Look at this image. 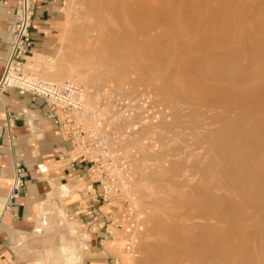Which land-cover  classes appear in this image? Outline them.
<instances>
[{"label":"rangeland","instance_id":"374dc122","mask_svg":"<svg viewBox=\"0 0 264 264\" xmlns=\"http://www.w3.org/2000/svg\"><path fill=\"white\" fill-rule=\"evenodd\" d=\"M109 1H111V3L113 2L112 0H109ZM109 1L107 4V1L88 3L87 0H61V7H60V11H59V16H58L59 22H58V26H57V35H56V40H55L56 43H55V48L53 50V53L51 55H48V56L47 55H41V57L38 58L39 62H38V66H35L36 68L29 69L26 64H25V67H27V69L32 73V75L40 77L42 79L51 80V81L72 80V81H75L76 83L82 85L84 88L87 89V102L91 105L95 104V97L93 96V94L90 91H93L96 89H101L104 87H110V90H111L110 93L108 95H106V97H104V101L109 104L108 109H109L110 103L114 99V97L121 95V94L125 95L129 98L135 99L136 101H139L140 98H145V97L149 98V105L145 104L146 109H148L147 110V115H148L147 120L148 121H146L145 123H139V125L136 127L134 132L131 135H129L128 137L123 138V139H119V138L113 139L111 142V144L113 146L115 145V147L117 149H119L120 155L128 161L129 166L131 167L132 177L128 183V189L126 191H124V193L122 195L117 196V197L116 196L111 197L110 199H107V200H101L99 197H97L99 209L96 213L98 215H96V216H97V221H100V226L95 227L94 224H92L93 226L88 229V234L86 235L87 239H84L85 242H82L80 244V250H79L80 259L71 263V264H148V260L146 259L148 255H146V254L149 253L148 252L150 250L149 248L152 249L151 246L156 244L155 240H157L156 241L157 243H160V241L164 242L163 244L167 243L165 245H169V247H170V245H172L171 240L182 239V237H181L182 235L184 236V239L195 240V239H197V236L199 234H200V236L201 235L207 236L209 234V232L212 233V231H215L216 228L219 230L218 225L220 223L221 224L219 226L223 225V223L220 222L216 217H215V219H217V220H215V222L212 219H211V221H213V222H211L210 219H207V220H209V223H212L213 226H216L214 228H213V226L209 227L210 229L208 227L205 228L206 225L204 226V224H206L205 221H207V220L204 219L205 220V221L203 220L204 222L201 221L203 218H206V217H204L203 212H200L198 209L202 208L201 207V205H202L201 201H204V199H202L200 201V199H198V198H201V197H199V195L202 196V198H203V196H204V198H206L207 196H205V193H203L204 195H202V193H198L197 191L200 190V192H201L202 191L201 189H203L204 185H206V184L202 185L204 183L203 179H205L206 177L209 178L212 176V175H210L211 172L208 173V170H207V169H209V166H210L209 165L210 163L208 164V162H209L208 159L210 158L208 155L211 156V153L216 152V150L213 149V152H210L208 154V151H209L207 149L208 145H206L207 147L204 146L205 144H208L206 141V138H203L204 140L203 141L201 140V142H200V140L197 139V136H200L202 133L205 134L207 132L209 135V138L211 137V140L214 139V141H211V142H213V143L215 142V137L219 139V141L216 139L218 142V143L216 142L217 145L219 143L221 144L223 142L221 145L219 144V146H221V147H219L220 149H217L218 155H217V152H216V155L214 153V155L216 156V159L218 160L219 157L221 156L219 150L223 149V147L227 148L226 146H228L227 142H226L228 140L225 138V135L227 133H230L232 131V129H229V130L227 129V127L228 128H231V127H229V125L227 126L228 122L226 124L225 121L230 120V119H228V116H231V114L230 113L224 114V110H225V109H223L224 106L220 107L219 104L217 106V104L214 102L216 105L215 106V105L211 104L213 102H209L207 100V98L208 99L212 98L211 96L208 95V92L211 89V87H210V89L208 88L209 89L208 91H203L201 88H199V90H198L196 88L199 87V86H197L199 80H201L202 76L206 75V72L209 71L210 66L213 63L218 64V62H213V63L209 62L211 64L210 65H209V63L207 64V66L209 65V68L208 67H207L208 69L205 68V69H207V71L204 72L202 70V69H204V67L202 68V66L204 65L203 63L206 61V59H209L208 56L214 55V53H212L215 50L214 48H217V50L219 51L218 54H220V53H223L220 51L226 49V46H222L223 44L215 46L216 44L215 45L213 44L212 45L213 47H211V44L209 45L205 42L204 43L201 42V44L197 45V43H196L197 39L200 38V36H202L205 33L206 29L207 30H206L205 34L210 33V26H209L210 23L207 24L208 22H206L207 25L206 24H205V26L201 25V24H204L205 21H208V18L207 19L204 18V17H206V15H205L206 12H204V11L206 10V7H208V4H206L205 7H204V5H205L204 3H203L204 5L201 4L202 5L200 7L201 9H199L198 6L194 7V4H192L194 1H195L194 3H197V1H200V0H186V1L185 0H167V1L166 0L165 1L164 0H142V1L139 0L142 3H140L138 0H127V2L125 0H123L125 2V4H122L123 1L120 0L122 2H118V4L120 3L121 5H125V6L127 5V7H126L127 9L124 8L125 9L124 10L121 6V8L119 7V9H118L119 13L116 11V8H117L116 6H118L116 1L114 0L115 2H113V4L115 3L117 5H115V4L111 5V3H109ZM117 1H119V0H117ZM216 1L217 2H214V5L217 4L216 6H219L220 2L222 0L221 1L216 0ZM133 3H134L135 7L133 6ZM187 3L189 5L190 4H192V5L188 7ZM223 3H225V2H223ZM185 6H187V7H185ZM110 7H112L114 10H112V8H110ZM103 8H105V9L103 10ZM137 8H139V9H137ZM194 8H198L199 10L195 11ZM97 9H99L98 12H97ZM120 9H121V11H120ZM142 9L144 10V13H145L144 16L145 17L137 14L140 12L139 10H142ZM132 10H133V12H131ZM163 10H164V12H163ZM183 10H185V12ZM113 11H115L116 14L118 13L115 16V18H113V15L111 14V12H113ZM124 11H126V12H124ZM176 11H179V12H176ZM101 12H103V13H101ZM170 12H171V14H169ZM190 12H192V13H190ZM134 13L138 16L132 17V16H134ZM183 13H184V15H183ZM125 14L127 17L125 16ZM111 17H112V19H111ZM141 17H142V21H141ZM189 17H191V18L189 19ZM194 17L195 18L197 17L196 20ZM106 19H108L110 21V24L108 23L109 21ZM167 19H169V20H167ZM201 19H202V22H201ZM136 20H138L139 22ZM181 20H182V22H181ZM187 20H189V22H186ZM203 20H205V21H203ZM198 21H200V22H198ZM111 22H112V24H111ZM104 23H105L106 27H105ZM189 23L193 24V25H190ZM199 23H201V24H199ZM102 24L104 25V27L102 26ZM188 24H189V26H187ZM196 24H198V25H196ZM90 25H92V26H90ZM87 26H89V27L87 28ZM108 26H109V28L106 29ZM192 26H194V27H192ZM200 26L203 27V29L199 28ZM121 27H123V28H121ZM83 28H85V29H83ZM119 28H120V30H119ZM126 28H127V30H126ZM117 29L119 32L117 31ZM218 29L220 31L218 33L217 32L218 30H216V32L218 33V35L216 37H218V39H220L222 36L221 35L219 36V34H221V32L223 34V31L227 32V29L223 25L218 26ZM193 30H195V31H193ZM166 31H168V32H166ZM197 31H200V32H197ZM207 31H209V32H207ZM216 32H214V33H216ZM164 33H165V35H164ZM166 33L168 35H166ZM169 35L171 38H169ZM122 38H124V39H122ZM177 39H179V41ZM180 40H182V42ZM185 40L187 42H185ZM115 41H118V42H115ZM171 44H174V45H171ZM217 44H219V42ZM202 45H203L204 50L202 48L200 50V48H199V46L202 47ZM207 46H209V47H207ZM167 47H168V50H170V51L167 50ZM185 48H186V50H185ZM187 48H192V49H187ZM193 48L199 49V51L197 49V52H198L196 55L197 57L194 55V54H196V52H195L196 49L194 50V52H195L194 53ZM157 49H158V51H157ZM160 49H162L163 52H165L164 53L165 56H164L163 52H160V51H162ZM237 49L239 50L238 47H237ZM237 49L235 48V49L231 50V52L229 51L230 55L228 54V50H227V55H226V53L223 54L224 55L223 58L228 59L232 55L238 56L240 53H238ZM205 50L207 51L206 53H205ZM202 51L204 52V54H201ZM210 51H212L211 54H210ZM232 51H233V53H232ZM168 53H169V55H168ZM199 53H200V56H199ZM191 54L194 55V56L192 55V58H191ZM161 55H163V56H161ZM170 55H171V57H170ZM201 55L207 56V57L205 56L206 57L205 61H204V57L201 60V58H200V57H202ZM31 56H33V55H31ZM117 56H119V58ZM187 56H188V59H186ZM234 56L230 57L229 59H232V58L234 59L235 58ZM30 57H29V60L27 62L30 61ZM105 58H107V60ZM108 58H109V60H108ZM123 58H125V59L127 58V59L123 60ZM193 58H196L197 61L200 58L199 61L200 62L204 61V62L200 63L198 61L197 63L198 64L200 63L201 65L203 64V65L200 67V64L199 65L195 64L196 59H193ZM119 59L120 60L122 59L120 64H122L124 66H126V65L130 66V67L126 66L128 71L126 69L124 72L117 71L118 69L115 68L116 66L112 65V64H118L120 62ZM163 59H165V60H163ZM169 59H170V61H169ZM209 60L211 61V57ZM107 61H108V65L110 64V66L112 65L114 68H112V66H111V68L108 69L110 66L107 67L108 66ZM123 61L126 63H124ZM187 61H188V63H187ZM193 62H194V65H196V66L193 65ZM206 62H208V60ZM128 63H130L131 65ZM189 63H190V65H189ZM103 64H105L106 67H104L105 65L103 66ZM217 64L215 67H217ZM101 66L106 68L107 71L100 72ZM190 66H191V68H190ZM193 66L195 67L196 70H192ZM198 66H199V68L197 69L196 67H198ZM204 66H206V65H204ZM199 69L202 71H200ZM109 70H111L112 72ZM195 71L197 73L199 71L202 73L204 72L205 75L203 73V75L201 74L202 75L201 78H197V76L198 75L200 76V74L196 75V77H195ZM116 73H118V74H116ZM188 74H190V75H188ZM193 77H195V78H193ZM188 78H189V80H188ZM219 79H217L218 82L220 81L219 83H213L212 85L210 84V86H212V89L214 88L216 90L218 88L217 90L220 89L222 92L223 89L220 88V87H222L221 79L220 80ZM217 80H216V82H217ZM189 81H191V82H189ZM193 82L196 84V88H195L196 92H195V90L194 91L192 90L193 87H195V85H192ZM165 83H167V84H165ZM190 83H191L192 88L189 85ZM224 83L226 84L227 82L224 81L223 84ZM161 84H164V88L162 87L163 88L162 91H161ZM216 84L218 85V87ZM191 90H192L193 94L190 93ZM201 90L204 93L205 92L207 93V94L205 93L207 98L205 97L204 93L201 92ZM187 91L190 93V95H191L190 97L188 96L189 93ZM183 92L184 93L187 92L188 95L183 94ZM211 92H212V90H210L209 94L212 95L213 92L212 93ZM216 92H218V91H216ZM221 92H219V94L218 93H216V94L220 96V95H222ZM214 93H215V91H214ZM214 93H213V95L216 96ZM222 93H225V92L223 91ZM166 94L168 95V97H169V95L173 96V97L182 96V94H183V96L185 95V99H182V101H181V99H179V103L182 102V103H180L181 105L179 106V108L181 106H184V108L186 106H188L185 109H181V111H182L181 113H183L182 115L185 117H187L186 116L187 114H189L190 112L191 113L188 115L190 117L186 118L187 120L189 119L188 123L186 125L180 124L183 126L182 127L183 129L180 128L181 127L180 125H177V127L178 126L179 127H178V129H176L175 128L176 126L174 127L173 124L170 123V122H173V123L175 122V116H174V113L172 110L173 108H171L172 103H170V101H167V98H166L167 95ZM198 94L204 95V98H202V95H198ZM186 95L188 96V100H186L187 99ZM199 96H201V99ZM198 97L200 100L197 99ZM136 98H138V99H136ZM191 98H193L194 101ZM202 99H204V100L201 102ZM181 108H183V107H181ZM189 109H192V110H189ZM201 110H203V111H201ZM217 110H218V114L220 112L221 113L223 112L222 114H224V115H222L221 113L219 115H221V117L223 116L224 118L223 117L219 118L220 116L217 115ZM186 112H188V113H186ZM210 113H212V114L210 115ZM202 114H203V117H202ZM169 116H170V118H173V119H171V121L169 120ZM199 118H200V120H199ZM206 118H208V119H206ZM213 118H215L216 120ZM221 119H223V120H221ZM168 120H169V122H168ZM211 121H214L215 123H213ZM216 121H217V123H216ZM219 121H220L219 124H221L222 127L221 126L218 127ZM164 122H166V123L168 122L166 125H169V123H170V125H172V127L170 126L169 131H168L169 126L163 128L162 125L163 124L165 125ZM222 123H223V125H222ZM208 125H209V127H207ZM225 125H226L227 130L224 129ZM200 126H201V129H204V130L200 131L201 130ZM213 128H215L216 130H213ZM218 129H221V130H218ZM198 130L200 131V133L201 132L202 133L200 134ZM212 130L216 131L217 133L211 132ZM166 131L169 132L170 134L167 133ZM194 131L196 133H194ZM204 131H206V132H204ZM221 131H224L223 133H225V135L223 133H218ZM225 131H227V132H225ZM164 132L167 133L168 135L165 134ZM209 132L211 134H209ZM216 134H220V135H218V137H217ZM208 135H206V137ZM219 137L222 139V142H221V139ZM164 138H167V139H164ZM209 138H207V139H209ZM223 138H225V139L223 140ZM192 139H195V140H192ZM205 141H206V143H205ZM166 142H168V143H166ZM172 143L173 144L175 143V145H173ZM197 143H199V144H197ZM160 144H161V146H160ZM224 145H226V146H224ZM184 146H185V148H184ZM165 147H167L169 150L165 151ZM161 148H162V151L160 150ZM173 148H174V150H173ZM175 148H177V150ZM188 149H189V151H188ZM148 150L149 151L151 150V151L149 152ZM170 150H171V153H170ZM198 151L200 154L198 153ZM203 151H204V154H203ZM160 152H161L162 159H161V157L160 158L158 157V156H160ZM163 152H165V153H163ZM173 154H174V156H173ZM201 156L202 157L204 156V159ZM212 156H211V159H212ZM152 157L153 158L156 157V158H154V160H153ZM157 157L159 158L158 159L159 161L157 160ZM197 157H199L200 159ZM148 158H152V159H148ZM165 158H167V159H165ZM188 158H189V160H188ZM201 158H202V160H201ZM220 158H222V157H220ZM170 160L173 163H171ZM201 161H203V162H201ZM161 162L163 163V165ZM190 162L194 165H192V164L190 165ZM200 162L203 164V166H201L202 164ZM205 162H207V165L204 164ZM216 162H217V166H219L220 164H223L225 161L219 162V160H218ZM169 165H171V166H169ZM197 165H199L200 167L199 166L197 167ZM204 165H205L206 169L204 168ZM163 166L165 169L163 168ZM206 166H208V168ZM223 166L225 168L226 163H224ZM223 166H222V170L224 169ZM168 167H171V168H169V170L171 169L169 172H171V176H172L169 181L166 180L163 182L162 181L163 179H161L159 177L155 178L157 176V174H159L158 176H160V173L163 172V169L165 171L166 169H168ZM188 167H189V169H188ZM196 167H197V171L195 170ZM220 167H221V165H220ZM199 168L202 169L201 171H203V173L205 172L204 173L205 176L203 175V173H201V171H199ZM203 168H204V170H203ZM192 169H193V171H192ZM180 170H181V172H179ZM218 170H219V168H218ZM219 171H221V170H219ZM177 172H179V173H177ZM196 173L200 175L198 177V179H197ZM206 173H207V175H206ZM201 174H202V176H201ZM208 175H209V177H208ZM194 177H196L197 180L196 179L194 180ZM200 177H202L203 179H201ZM199 179H201L202 181ZM235 179H238V178L233 177V180H235ZM194 182L195 183L197 182V185ZM201 186H203V187H201ZM161 187L163 188V190L164 189L166 190V188H167L168 193L169 192L178 193L177 195H179L180 199L182 197V199H181L182 201L179 203L177 200L174 201V198H173L171 203H169L171 200L168 202L169 204H166L167 202L161 203L159 200H157V197L159 199L160 196H162L161 193L159 192ZM64 190L68 191L69 189L66 188ZM142 191H143V193H142ZM144 191H145V193H144ZM183 191H184V194H186V195L182 194ZM220 191L221 190L219 189L216 192L219 193ZM202 192H205V191L203 190ZM147 193H149V194H147ZM226 193H227V191H226ZM195 198L197 200H195ZM156 201H158L162 205H159L158 202H156ZM188 201H191V202H188ZM199 201L201 203L200 207H199V203H197ZM208 201H210V199ZM211 201H212V199H211ZM183 202L184 203L186 202V204H183ZM156 203H157V205H156ZM176 203H177V205L180 204V206H177ZM195 203L198 204V206H196ZM164 204H166V205H164ZM194 205L196 207H198V208L195 207L196 211H195ZM222 205H219V206L217 205L213 208L219 207L218 210L219 209L222 210L221 208L222 207L224 208V205H226V203L222 204ZM157 206L158 207L161 206V209H160V207L158 208ZM202 206H204V204ZM175 207H178V209L177 208L175 209ZM150 208H152L153 210ZM168 208H170V209H168ZM203 208H205V207H203ZM191 209H192V211H189ZM205 209H207V208H205ZM205 209L204 210L202 209V210L205 211ZM141 210H144V212H142ZM194 211H195V213H194ZM173 212H176V214H178L179 212L180 213L177 215L178 216L177 217L176 214L174 215ZM159 213H162V215L160 214L161 215L160 216ZM199 213L203 214V218H202V215H200ZM50 215L51 214H48L47 217H49V218H47V219L43 218V220L41 221V223L38 227V229L42 228L40 231L41 234L39 232H36V233L38 236H41L42 234H45L47 232H55V234H56L55 239H46L47 242L45 239H36V241H37L36 246L38 247L37 248L38 250L39 249L43 250L45 247L52 246V245L49 246L48 242L50 241V244H53V246L55 247L54 251L58 252L59 246L61 245V242H62L61 241L62 236H64V237L66 236L65 238H68L67 236L70 235V232H69L70 229H74L75 233L73 234V236L76 237V239L81 238L82 236H84V234H86V229L80 231V228L78 227L77 222L75 220L73 221V218H72V220H69L70 215H65V217H64L63 215H60L59 212H58V214H56V216H57L56 218L50 217ZM94 217H95V215H93V217H91V219L94 220ZM198 217H200L202 219H200ZM195 218L200 219V221L202 222V225L200 223V225L195 226L196 224L194 225V223L197 222L199 224V222H200V221H198V219H195ZM162 226H164V229L167 228L166 229L167 234H169L171 232L169 234V235H172L171 237L169 235L167 236L166 233L161 232V230H159L160 227L162 228ZM191 227L192 228L194 227V228L192 229ZM195 227H198V229L197 228L195 229ZM199 227H201V228L199 229ZM202 227H203V229H202ZM173 230L176 232H174ZM205 230L207 233L205 232ZM218 230H217V232H218ZM181 231H185V232H181ZM203 231L205 232V234ZM174 233H176V234H174ZM179 234H181V236ZM44 240H45V242H43ZM40 241L42 243H40ZM152 241H153V243H152ZM167 247L168 246H166V249H167ZM169 247H168V250L165 249V251H162V253L170 255L172 251H171V248L169 249ZM50 252H53V251H50ZM39 254H40V252L37 251V255H39ZM201 259H202L201 257L194 258L192 264L199 262ZM181 262L185 263L183 260ZM45 264H50V263L45 262Z\"/></svg>","mask_w":264,"mask_h":264},{"label":"bare ground","instance_id":"6f19581e","mask_svg":"<svg viewBox=\"0 0 264 264\" xmlns=\"http://www.w3.org/2000/svg\"><path fill=\"white\" fill-rule=\"evenodd\" d=\"M88 3H94V2H103V1H107V4H108V1L109 0H87ZM113 2L116 1V3L118 4V2H122V1H117V0H112ZM127 2V0H125ZM139 1V0H138ZM142 1V0H141ZM165 1V0H164ZM167 1V0H166ZM186 1V0H185ZM221 1V0H220ZM219 1V2H220ZM113 2L111 3V1H109V3H111V5L113 4ZM124 2V1H123ZM122 4H125V2ZM140 2V1H139ZM195 2V1H194ZM192 3L194 4V7H199V9H201L200 7L202 5H204V7L206 6V4H208V7H206V10L204 12H206V17L204 18H208V21H205L204 24H201L203 26H205L206 22H208L207 24H209L210 26V33H206V30H205V35L203 34L202 36H200V38L197 39V45L198 44H201L202 43H207V44H211V47H213L212 45L216 44L215 46H218V45H222V46H226V49L220 51V52H223V53H219V51L217 50V48H214V52L210 51V54L211 52L214 53L213 56H208V58L210 59L211 57V61L209 59H206V61L208 60V62L205 61V58L206 57L203 55H201L202 57L201 60L203 59L204 57V61H199L200 58H199V62L200 63H203V66L200 64V67L202 66V68L204 67L205 68H209V65L213 62H218L217 63H213L212 65L214 66H210V69L208 72H206V75H205V71H207V69H202L204 72V75L205 76H202L203 73L200 72L202 70H200L198 73L195 71V77L196 75L200 74V76L197 78H201V80H199L198 82V85L199 87L196 88V84L193 82L192 85H195V87H193V91L196 89L199 90V88H201L203 91H208L211 87L210 90H212V92L214 93L215 91V95H212L209 94L208 92V95L211 96L212 98L208 99L206 97V94L201 90V92L204 93L205 97L207 98V100L209 102H213L211 104L215 105V103L220 105L221 106H224L223 109L224 110V114H231V116H228V119H230L229 121H225V123L227 124V126L229 125V127L231 128H228L227 129H232V131L230 133H227L225 135V133H223L224 131H221V132H218V133H223L225 135V138L228 140L226 141L227 142V145H224L226 146L227 148L223 147V149L219 150L220 152V158L219 157V162H222V161H225L224 163H226V166L224 168V163L223 164H220L219 166H217V162L218 161L216 159V152H217V155H218V151L217 149H220L219 147V144L217 145V140L219 141L218 138L215 137V142H211V141H214V139L211 140V137L209 138V135L206 131L205 134L208 135L206 137V135L204 133H200V131L204 130V129H201V126H200V131L199 133L202 135L200 136H197V139L203 141L204 139L203 138H206V141L208 144H205L204 146L208 145V148L207 146V149L209 150L208 151V154L210 152H213V149L216 150L215 155L214 153H211V156H212V159H211V156L208 155L210 158V160L208 159V164L210 165L209 166V169L208 170V173L211 172L210 175H212L211 177H208L209 178H205V172L203 173V171H201L202 169L199 168V171H201V173H203V177L205 179H203L202 177H200L201 179H203L204 184V187L203 189H201L202 191L204 190L205 192H200L197 191L198 193H202V195H204L203 193H205V196H207L206 198H202V196L199 195V197L201 198H198L200 199V201L202 199H204V201H201L202 202V205L204 204V206L201 205L200 201L197 202L199 203V207L201 205V209H198L200 212H203L204 214V217L206 218H203V214L199 213L200 215H202V219L201 221H203L204 219L207 220V219H211L214 220H219L220 222L223 223L222 226H219L218 225V232L217 230L215 229V231H212L209 232V234L207 236H200V234L197 236V239L195 240H192V239H184V236L181 234H179L182 239H175V240H171L172 242V245H165L163 244L164 242H161L160 243H157L155 240V243L151 248H149L150 250L148 251L149 253L146 254L148 255L147 256V260H148V264H192L193 263V259L196 258V257H201L202 259L199 261V262H196L197 264H264V0H222L221 2H225V3H221L220 2V5L219 6H216L214 5V2H217L216 0H200V1H197V3ZM142 3V2H140ZM204 3V4H203ZM115 4V3H114ZM113 4V5H114ZM115 4V5H117ZM129 4V3H128ZM136 4V3H135ZM139 4V3H138ZM188 4V3H187ZM192 4H188V7L191 6ZM202 4V5H201ZM110 5V6H111ZM186 5V4H185ZM24 6H27L26 4V0L24 2ZM124 9H127V5H121L120 3L118 4V6H116V11L119 13L118 9L119 7ZM125 6V7H124ZM133 6H134V3H133ZM142 6V5H141ZM160 6V5H159ZM180 6V5H179ZM178 6V7H179ZM131 7V6H130ZM135 7V6H134ZM143 7V6H142ZM174 7V6H173ZM187 7V6H185ZM112 8V7H110ZM157 8V7H156ZM159 8V7H158ZM162 8V7H161ZM183 8V7H182ZM105 8H103L104 10ZM124 9V10H125ZM139 9V8H137ZM145 9V8H144ZM191 9V8H190ZM195 11L196 10H199L198 8H194ZM203 9V8H202ZM95 10V9H94ZM99 9H97V12H98ZM112 10H114L112 8ZM143 10V9H142ZM139 10L140 12L137 13L139 14L140 16H144L145 13H144V10ZM171 10V9H170ZM88 11V10H87ZM121 11V9H120ZM123 11V10H122ZM185 12V10H183ZM182 11V12H183ZM86 12V11H85ZM126 12V11H124ZM133 12V10L131 11ZM138 12V11H137ZM147 12V11H146ZM164 12V10H163ZM176 12H179V11H176ZM187 12V11H186ZM194 12V11H193ZM103 13V12H101ZM106 13V12H105ZM104 13V14H105ZM117 13V14H118ZM158 13V12H157ZM192 13V12H190ZM197 13V12H196ZM90 14V13H89ZM99 14V13H98ZM108 14V13H107ZM111 14L113 15V18H115V16L117 15L115 11L111 12ZM132 14V13H131ZM159 14V13H158ZM171 14V12L169 13ZM186 14V13H185ZM194 14V13H193ZM198 14V13H197ZM202 14V13H201ZM94 15V14H93ZM111 15V16H112ZM130 15V14H129ZM184 15V13H183ZM106 16V15H105ZM120 16V15H119ZM126 16V14H125ZM124 16V17H125ZM135 16H138L134 13V16L132 17H135ZM197 16V15H196ZM200 16V15H199ZM99 17V16H98ZM127 17V16H126ZM145 17V16H144ZM152 17V16H151ZM193 17V16H192ZM100 18V17H99ZM106 18V17H105ZM121 18V17H120ZM183 18V17H182ZM191 17H189L190 19ZM195 18V17H194ZM197 18V17H196ZM195 18V20H196ZM199 18V17H198ZM110 19V18H109ZM112 19V17H111ZM119 19V18H118ZM122 19V18H121ZM126 19V18H125ZM108 20V19H106ZM114 20V19H113ZM169 20V19H167ZM177 20V19H176ZM186 20V19H185ZM109 21V20H108ZM138 21V20H136ZM141 21H142V17H141ZM184 21V20H183ZM96 22V21H95ZM129 22V21H128ZM134 22V21H133ZM139 22V21H138ZM178 22V21H177ZM182 22V20H181ZM186 22H189V20H187ZM194 22V21H193ZM200 22V21H198ZM201 22H202V19H201ZM110 24V21L108 22ZM125 23V22H124ZM165 23V22H164ZM112 24V22H111ZM129 24V23H128ZM127 24V25H128ZM176 24V23H175ZM190 24V23H189ZM189 24L187 26H189ZM206 24V25H207ZM105 25V23H104ZM104 25L102 24V26L104 27ZM165 25V24H164ZM190 25H193V24H190ZM195 25V24H194ZM198 25V24H196ZM224 26L226 29H227V32L223 31V34L221 32V34H219V36L221 35L222 37L220 39H218V37H216L219 33V29H218V26ZM92 26V25H90ZM112 26V25H111ZM114 26V25H113ZM123 26V25H122ZM168 26V25H167ZM180 26V25H179ZM89 26H87L88 28ZM106 27V25H105ZM116 27V26H115ZM119 27V26H118ZM194 27V26H192ZM191 27V28H192ZM217 27V28H216ZM109 26L106 28L108 29ZM117 28V27H116ZM123 28V27H121ZM189 28V27H188ZM198 28V27H197ZM199 28H202L203 27H199ZM206 28V27H205ZM85 29V28H83ZM194 29V28H193ZM87 30V29H86ZM120 30V28H119ZM127 30V28H126ZM167 30V29H166ZM216 30H218L216 32ZM118 31V29H117ZM172 31V30H171ZM170 31V32H171ZM188 31V30H187ZM195 31V30H193ZM201 31V30H200ZM200 31H197V32H200ZM119 32V31H118ZM168 32V31H166ZM175 32V31H174ZM179 32V31H178ZM203 32V31H202ZM209 32V31H207ZM216 32V33H214ZM177 33V32H176ZM192 33V32H191ZM195 33V32H194ZM130 34V33H129ZM225 34V35H224ZM83 35V34H82ZM165 35V33H164ZM166 35H168L166 33ZM194 35V34H193ZM192 35V36H193ZM196 35V34H195ZM201 35V34H200ZM103 36V35H102ZM197 36V35H196ZM106 37V36H105ZM125 38V37H124ZM122 38V39H124ZM169 38L170 35H169ZM118 39V38H117ZM132 39V38H131ZM179 41V39H177ZM119 41V40H118ZM118 41H115V42H118ZM125 41V40H124ZM171 41V40H170ZM182 42V40H180ZM192 41V40H191ZM194 41V40H193ZM219 44H217L218 42ZM109 42V41H108ZM121 42V41H120ZM161 42V41H160ZM185 42H187L185 40ZM199 42V43H198ZM215 42V43H214ZM158 43V42H157ZM162 43V42H161ZM170 43V42H169ZM187 44V43H186ZM234 44V45H233ZM169 45V44H168ZM171 45H174V44H171ZM189 45V44H188ZM196 45V44H195ZM161 46V45H160ZM170 46V45H169ZM194 46V45H193ZM158 47V46H157ZM172 47V46H171ZM189 47V46H188ZM209 47V46H207ZM237 47L239 48V50L237 49ZM160 48V47H159ZM166 48V47H165ZM170 48V47H169ZM200 50L201 48L203 49V45L202 47L199 46ZM237 49L238 53H240L237 57L232 55L230 57H235L234 59H226V58H223L224 55L226 53L227 55V50H228V54L230 55V52L231 50L233 49ZM105 49V48H104ZM187 49H192V48H187ZM196 49V48H195ZM193 48V52L195 50ZM198 49V48H197ZM197 49H196V54H194L195 56L197 55ZM106 50V49H105ZM162 50V49H160ZM167 50H168V47H167ZM173 50V49H172ZM171 50V51H172ZM186 50V48H185ZM184 50V51H185ZM204 50V49H203ZM158 51V49H157ZM170 51V50H168ZM199 51V49H198ZM218 51V52H217ZM230 51V52H229ZM235 51V50H234ZM160 52H163L160 51ZM203 52V51H202ZM201 54H204V52ZM207 51L205 50V53ZM156 53V52H155ZM165 52H163L164 54ZM233 53V51H232ZM237 53V54H238ZM183 54V53H182ZM191 54V58H192V55ZM109 55V54H108ZM136 55V54H135ZM169 55V53H168ZM167 55V56H168ZM186 55V54H185ZM190 55V54H189ZM193 55V56H194ZM228 55V56H229ZM134 56V55H133ZM159 56V55H158ZM157 56V57H158ZM163 56V55H161ZM165 56V54H164ZM199 56H200V53H199ZM29 57L30 55L27 56V61L29 60ZM41 57V55L39 54H35L33 56L30 57V61L26 63V65L28 66L29 69L31 68H36L35 66H38V58ZM119 58V56H117ZM124 57V56H123ZM154 57V56H153ZM171 57V55H170ZM190 57V56H189ZM197 57V56H196ZM110 58V57H109ZM108 58V60H109ZM121 58V57H120ZM130 58V57H129ZM160 58V57H159ZM166 58V57H165ZM169 58V57H168ZM190 58V59H191ZM107 60V58H105ZM127 59V58H126ZM125 58H123V60H126ZM158 59V58H157ZM171 59V58H170ZM169 59V61H170ZM173 59V58H172ZM188 59V56L187 58ZM193 59H196V58H193ZM113 60V59H112ZM120 60V59H119ZM122 60V59H121ZM121 60L118 64H112L114 66H116L115 68H117L118 70L117 71H120V72H124L125 69L127 70V67H130L129 65H122L120 64L121 63ZM132 60V59H131ZM165 60V59H163ZM176 60V59H175ZM174 60V61H175ZM213 60V61H212ZM115 61V60H114ZM172 61V60H171ZM189 61V60H188ZM187 61V63H188ZM191 61V60H190ZM196 63L195 64H198L197 62V59L195 60ZM105 62V61H104ZM103 62V63H104ZM117 62V61H116ZM124 62V61H123ZM122 62V63H123ZM137 62V61H136ZM173 62V61H172ZM177 62V61H176ZM211 62V63H209ZM110 63V62H109ZM126 63V62H124ZM165 63V62H164ZM168 63V62H167ZM170 63V62H169ZM206 63V64H205ZM209 63V65L207 66V64ZM130 64V63H128ZM166 64V63H165ZM185 64V63H184ZM198 64V65H199ZM217 64V67H215ZM102 65V64H101ZM105 64H103L104 66ZM107 65H108V61H107ZM111 65V66H112ZM131 65V64H130ZM148 65V64H147ZM190 65V63H189ZM188 65V66H189ZM193 65H194V62H193ZM110 64L107 66L109 67ZM111 66L108 68L110 69ZM142 66V65H141ZM196 66V65H194ZM192 67L193 69L192 70H196L195 67ZM106 67V65L104 66ZM104 67H100V72H105L107 71L106 68ZM143 67V66H142ZM148 67V66H147ZM112 68H114L112 66ZM191 68V66H190ZM197 69L199 68L196 67ZM148 69V68H147ZM188 69V68H187ZM113 70V69H112ZM111 71V70H109ZM115 71V70H114ZM128 71V70H127ZM198 71V70H197ZM112 72V71H111ZM116 72V71H115ZM119 73V72H118ZM116 73V74H118ZM202 74V75H201ZM190 75V74H188ZM125 76V75H124ZM192 76V75H191ZM193 77V78H195ZM221 79V85L222 87H220L222 90V92L224 91L225 93H222L221 90H215L214 88L212 89V86H210V84L212 85L213 83H219L217 79ZM192 79V78H191ZM219 79V80H220ZM189 80V78H188ZM217 80V82H216ZM226 81L227 83L223 84L224 81ZM191 82V81H189ZM188 83V82H187ZM87 84V83H86ZM167 84V83H165ZM190 87H191V83L189 84ZM217 85V84H216ZM164 88V84H161V91L162 89ZM189 87V86H188ZM218 87V85H217ZM159 88V87H158ZM166 88V87H165ZM192 88V87H191ZM209 88V89H208ZM216 88V87H215ZM207 89V90H206ZM192 93L193 94V92ZM197 90V91H198ZM190 91V90H189ZM218 91V92H216ZM188 92V91H187ZM184 93L183 94H187L188 93ZM196 92V90H195ZM200 92V91H199ZM219 92H221L222 95H217L216 93L219 94ZM189 93V97L191 96ZM170 96L168 97L167 95V101H170V103H172V107L173 108V113H174V116H175V122H170L171 124H173V126L178 129L177 125H186L189 121V119L187 120L186 118L190 117L188 116L189 114H185L187 117L183 116L181 113V109H185L184 106H181L183 108H179V106L181 105L180 102L179 103V99H185V95L183 96ZM186 95V100H188V96ZM198 95H202V94H198ZM204 95H202V98H204ZM207 95V96H208ZM195 96V95H194ZM219 96V97H218ZM200 99H201V96H199ZM199 97L197 99H199ZM165 98V97H164ZM190 99V98H189ZM193 100V98H191ZM199 99V100H200ZM160 100V99H159ZM163 100V99H162ZM204 99L201 100V102L203 101ZM190 101V100H189ZM194 101V100H193ZM198 101V100H197ZM207 101V102H208ZM206 102V103H207ZM208 102V103H209ZM215 102V103H214ZM207 103V104H208ZM185 104V103H184ZM210 104V103H209ZM208 104V105H209ZM210 104V105H211ZM216 106V105H215ZM170 108V109H171ZM214 108V107H213ZM189 110H192V109H189ZM203 111V110H201ZM211 111V110H210ZM226 111V112H225ZM184 112V111H183ZM205 112V111H204ZM203 112V113H204ZM214 112V111H213ZM188 113V112H186ZM202 113V112H201ZM221 113V112H220ZM219 113V114H220ZM223 113V112H222ZM221 113V114H222ZM212 113H210L211 115ZM218 114V110H217V115ZM222 114V115H224ZM171 115V114H170ZM201 115V114H200ZM206 116V115H205ZM220 117L219 118H222L221 115H219ZM202 117H203V114H202ZM207 117V116H206ZM218 118V119H219ZM224 118V117H223ZM161 119V118H160ZM171 119L173 118H170L169 116V120L171 121ZM208 119V118H206ZM215 119V118H213ZM168 120V122H169ZM200 120V118H199ZM211 120V119H210ZM216 120V119H215ZM214 120V121H215ZM220 120V119H219ZM223 120V119H221ZM214 121H211L213 123H215ZM167 122V123H168ZM201 122V121H200ZM165 125L161 124L163 126V128L169 126V129L168 131L170 130V126L172 127V125H166L167 123L164 122ZM217 123V121H216ZM220 121L218 122V127L221 126V124H219ZM212 124V123H211ZM159 125V124H158ZM180 125L182 128L183 126ZM200 125V124H199ZM213 125V124H212ZM217 125V124H216ZM223 125V123H222ZM157 126V125H156ZM215 126V125H214ZM173 127V128H174ZM188 127V126H187ZM192 127V126H191ZM209 127V125L207 126ZM212 127V126H211ZM222 127V126H221ZM225 130L226 129V125L224 126ZM199 128V127H198ZM203 128V127H202ZM183 129V128H182ZM167 130V129H166ZM180 130V129H179ZM213 130H216L215 128H213ZM211 131V132H216V131ZM218 130H221V129H218ZM223 130V129H222ZM164 131V130H163ZM173 131V130H172ZM171 131V132H172ZM208 131V130H207ZM167 132V131H166ZM186 132V131H185ZM227 132V131H225ZM165 133V132H164ZM169 133V132H167ZM165 133V134H167ZM194 133H196L194 131ZM198 133V132H197ZM198 133V134H199ZM212 133V134H213ZM217 133V132H216ZM147 134V133H146ZM170 134V133H169ZM189 134V133H188ZM197 134V135H198ZM209 134H211L209 132ZM168 135V134H167ZM217 137L218 135L220 134H216ZM162 136V135H161ZM185 136V135H184ZM222 136V135H221ZM220 136V137H221ZM186 137V136H185ZM200 137V138H199ZM219 137V138H220ZM163 138V137H162ZM209 138V139H207ZM222 138V137H221ZM220 138V139H221ZM223 138V140L225 139ZM164 139H167V138H164ZM217 139V140H216ZM186 140V139H185ZM192 140H195V139H192ZM168 141V140H167ZM170 141V140H169ZM205 141V143H206ZM210 141V142H209ZM176 142V141H175ZM199 142V143H200ZM217 142V143H216ZM221 142H222V139H221ZM162 143V142H161ZM168 143V142H166ZM177 143V142H176ZM197 143V144H199ZM203 143V142H202ZM216 143V144H215ZM223 143V142H222ZM221 143V144H222ZM173 144V143H172ZM204 144V143H203ZM220 144V145H221ZM225 144V143H224ZM175 145V143L173 144ZM196 145V144H195ZM201 145V144H200ZM161 146V144H160ZM203 146V145H202ZM203 146V147H204ZM177 147V146H176ZM185 148V146H184ZM200 148V147H199ZM171 149V148H170ZM177 150V148H175ZM182 149V148H181ZM212 149V150H211ZM162 151V148L160 149ZM169 150L167 147H165V151ZM172 150V149H171ZM171 150H170V153H171ZM174 150V148H173ZM196 150V149H195ZM204 150V149H203ZM211 150V151H210ZM149 151V150H148ZM151 151V150H150ZM149 151V152H150ZM159 151V150H158ZM157 151V152H158ZM189 151V149H188ZM187 151V152H188ZM154 152V151H153ZM165 153V152H163ZM162 153V154H163ZM168 153V152H167ZM183 153V152H182ZM199 153V151H198ZM207 153V152H206ZM169 154V153H168ZM200 154V153H199ZM203 154H204V151H203ZM146 155V154H145ZM151 156V155H150ZM158 156V155H157ZM163 156V155H162ZM174 156V154H173ZM159 158L161 157V152H160V156H158ZM157 157V160L159 159ZM202 157V156H201ZM153 158V157H152ZM152 158H148V159H152ZM156 158V157H154ZM153 158V160H154ZM173 158V157H172ZM199 158V157H197ZM204 159V156L202 157ZM201 158V160H202ZM218 158V157H217ZM162 159V157H161ZM167 159V158H165ZM200 159V158H199ZM198 159V160H199ZM172 160V159H171ZM170 160V162H171ZM189 160V158H188ZM207 160V159H206ZM159 161V160H158ZM173 161V160H172ZM200 161V160H199ZM156 162V161H155ZM168 162V161H167ZM203 162V161H201ZM200 162V163H201ZM162 163V162H161ZM169 163V162H168ZM173 163V162H171ZM197 163V162H196ZM192 163L190 162V165ZM202 164V163H201ZM200 164V165H201ZM204 164L207 165V162H205ZM163 165V163H162ZM194 165V164H192ZM158 166V165H157ZM166 166V165H165ZM171 166V165H169ZM199 165H197L198 167ZM203 166V164L201 165ZM222 166H223V170H222ZM173 167V166H172ZM197 167H196V171H197ZM200 167V166H199ZM208 168V166H206ZM164 168V166H163ZM169 168L171 167H168V169H166L164 171L163 169V172L160 173V176H158L159 174H157V177L163 179L162 181H169L171 179V172H169ZM186 168V167H185ZM184 168V169H185ZM204 168H205V165H204ZM203 168V170H204ZM221 170L219 171L218 170ZM189 169V167H188ZM194 169V168H193ZM192 169V171H193ZM206 169V168H205ZM161 171V170H160ZM187 171V170H186ZM190 171V170H189ZM198 171V172H199ZM176 172V171H175ZM181 172V170L179 171ZM177 172V173H179ZM192 174V173H191ZM197 174V173H196ZM144 175V174H143ZM174 175V174H173ZM207 175V173H206ZM196 176V175H195ZM200 175L197 174V179ZM202 176V174H201ZM233 177H236L238 179H235L233 180ZM148 178V177H147ZM177 178V177H176ZM151 179V178H150ZM175 179V178H174ZM196 179V177H194V180ZM196 179V180H197ZM199 179V180H201ZM183 180V179H182ZM185 180V179H184ZM193 180V181H194ZM161 181V180H160ZM180 181V180H179ZM202 181V180H201ZM150 182V181H149ZM162 182V183H163ZM174 182V181H173ZM161 183V182H160ZM191 183V182H190ZM195 183V182H194ZM168 184V183H167ZM197 185V182L195 183ZM166 188V187H165ZM185 188V187H184ZM157 189V188H156ZM155 189V190H156ZM173 189V188H172ZM179 189V188H178ZM177 189V190H178ZM186 189V188H185ZM188 189V188H187ZM197 189V188H196ZM217 189V190H216ZM221 190L219 193H217L216 191L218 190ZM176 190V191H177ZM181 190V189H180ZM179 190V191H180ZM190 190V189H189ZM193 190V189H192ZM216 190V191H215ZM148 191V190H147ZM227 191V193H226ZM162 196H160V198L158 199V195L156 196L157 197V200H159L161 203H166V204H169L172 202L173 198H174V201L177 200L179 203L182 201V197L180 199L179 195H177L178 193L174 192V193H171L169 192L168 193V190L166 188V190L161 187L160 191ZM182 192V191H181ZM196 192V193H197ZM143 193V191H142ZM145 193V191H144ZM149 194V193H147ZM158 194V193H157ZM180 194V193H179ZM184 194V191L183 193ZM189 194V193H188ZM186 195V194H184ZM198 195V194H197ZM152 196V195H151ZM154 196V195H153ZM182 196V195H181ZM141 198V197H140ZM172 198V199H171ZM187 198V197H186ZM210 199V201H208ZM212 199V201H211ZM171 200V201H170ZM195 200H197L195 198ZM170 201V202H169ZM176 201V202H177ZM158 202V201H156ZM169 202V203H168ZM188 202H191V201H188ZM147 203V202H146ZM149 203V202H148ZM161 203L158 202L159 205H162ZM224 205V208L222 207L221 209L222 210H218V208H213L215 206H219V205H222V204H225ZM164 204V205H166ZM183 204H186V202ZM157 205V203H156ZM171 205V204H170ZM177 205V203H176ZM196 206H198V204L195 203ZM194 205V208L196 207ZM230 205V206H229ZM169 206V205H168ZM177 206H180L177 205ZM186 206V205H185ZM223 206V205H222ZM158 207V206H157ZM160 209H161V206H159ZM158 207V208H159ZM165 207V206H164ZM183 207V206H182ZM189 207V206H188ZM207 209H205V208ZM221 207V206H220ZM178 209V207H175V209ZM185 208V207H184ZM190 208V207H189ZM192 208V207H191ZM193 208V209H194ZM198 208V207H196ZM196 208H195V211H196ZM152 209V208H150ZM155 209V208H154ZM170 209V208H168ZM205 209V211L203 210ZM212 209V210H211ZM153 210V209H152ZM151 210V211H152ZM159 210V209H158ZM165 210V209H164ZM187 210V209H186ZM202 210V211H201ZM208 210V211H207ZM142 212H144V210H141ZM155 211V210H154ZM160 211V210H159ZM173 211V210H172ZM189 211H192L189 210ZM194 211V213H195ZM198 211V212H199ZM197 212V213H198ZM174 215L176 214V212H173ZM180 213V212H179ZM178 213V214H179ZM188 213V212H187ZM191 213V212H190ZM196 213V214H197ZM162 215V213H159V215ZM176 214V216L178 215ZM184 214V213H183ZM193 214V213H192ZM160 215V216H161ZM199 215V216H200ZM152 216V215H151ZM172 216V215H171ZM214 218H213V217ZM178 217V216H177ZM215 217L217 219H215ZM198 218H195V219H198ZM146 219V218H145ZM149 219V218H148ZM194 219V220H195ZM200 219H198V221H200ZM191 220V219H190ZM204 220V221H205ZM150 221V220H149ZM162 221V220H161ZM165 221V220H164ZM197 221V220H196ZM195 221V222H196ZM199 222V224L196 222L194 223L195 226H198L202 225V222ZM203 221V222H204ZM155 222V221H154ZM158 222V221H157ZM206 224H204V226L206 225L205 228H209L211 226H213L212 223H209V220L205 221ZM213 222V221H211ZM54 223V222H53ZM57 223V222H56ZM163 223V222H162ZM62 224V223H61ZM59 225V224H58ZM158 226V225H157ZM216 227V226H213V228ZM59 228V227H58ZM157 228V227H156ZM192 228V227H191ZM194 228V227H193ZM192 228V229H193ZM198 229V227H195V229ZM201 227H199L200 229ZM212 228V229H213ZM167 228L164 229V226H162V228L160 227L159 230H161V232H164L166 233ZM203 229V227H202ZM210 229V228H209ZM55 230V229H54ZM165 230V231H164ZM41 229H37V232L40 233ZM174 231V230H173ZM208 231V230H207ZM211 231V230H210ZM176 232V231H174ZM181 232H185V231H181ZM204 232V231H203ZM206 232V230H205ZM204 232V234H205ZM45 233V232H44ZM169 233V232H168ZM171 233V232H170ZM169 233V234H170ZM207 233V232H206ZM41 234V233H40ZM50 234V233H49ZM167 234V233H166ZM167 234V236L169 235ZM176 234V233H174ZM173 234V235H174ZM37 235V233L35 234ZM43 235V234H42ZM51 235V234H50ZM56 235V234H55ZM153 235V234H152ZM47 236V235H45ZM170 237L172 235H169ZM175 236V235H174ZM50 237V236H49ZM49 237H44V239H49ZM41 239V238H40ZM45 239V240H46ZM64 236H62V240L64 241ZM174 239V238H173ZM45 240L43 242H45ZM169 240V239H168ZM42 241V240H41ZM40 241V243H42ZM47 242V240H46ZM170 242V243H171ZM49 243V246L50 247H45L44 250H38L37 246H34L35 247V250L40 252L39 255L37 256H40L41 258H38V259H35L34 260V263L33 264H45V262L47 263H50L52 264V258L51 255H53L54 253H56V251H54V246L53 244H50V241L48 242ZM153 243V241H152ZM151 244V243H150ZM43 245V244H42ZM48 245V244H47ZM166 246L169 247V249L171 248V254L167 255V254H163L162 251H165L166 249ZM71 245H63V249H68L70 248ZM168 247L166 250H168ZM50 251H53V252H50ZM162 253V254H161ZM186 253V254H185ZM46 256L47 259L44 260V257ZM144 258V259H145ZM142 260V259H141ZM184 261L185 263H182L181 261ZM195 263V264H196Z\"/></svg>","mask_w":264,"mask_h":264},{"label":"crops","instance_id":"0c3cea01","mask_svg":"<svg viewBox=\"0 0 264 264\" xmlns=\"http://www.w3.org/2000/svg\"><path fill=\"white\" fill-rule=\"evenodd\" d=\"M24 2L0 0V77ZM26 4L31 13L29 55H51L61 0H26ZM53 119L54 113L39 97L15 89L0 94V264H33L41 258L34 247L36 239L56 236L55 232L35 235L48 214L54 218L58 212L64 217L70 215L69 220L73 218L80 231L86 229L78 239L70 229L68 238L61 239L58 252L51 255L52 264L79 260L80 244L87 239L88 229L92 224L100 226L97 187L82 165L68 154L67 136ZM17 175L21 184L13 188ZM69 244L70 248L63 249Z\"/></svg>","mask_w":264,"mask_h":264},{"label":"built area","instance_id":"2783aa9c","mask_svg":"<svg viewBox=\"0 0 264 264\" xmlns=\"http://www.w3.org/2000/svg\"><path fill=\"white\" fill-rule=\"evenodd\" d=\"M30 17L28 7L23 6L0 77V94L15 89L43 99L54 113L53 122L67 136L68 154L92 179L97 196L107 200L122 195L128 189L132 170L111 142L128 137L139 123L148 121L145 104L149 105V98L136 101L121 94L114 97L108 109L104 97L110 93V87L90 91L95 97V104L91 105L87 102V89L75 81H51L32 75L25 67L31 45ZM16 172H20L18 163ZM20 184L17 175L12 186L17 188Z\"/></svg>","mask_w":264,"mask_h":264}]
</instances>
